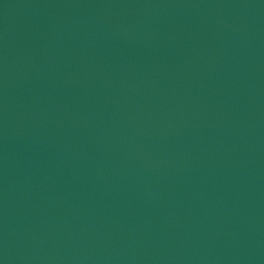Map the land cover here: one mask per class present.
<instances>
[{
	"label": "water",
	"instance_id": "obj_1",
	"mask_svg": "<svg viewBox=\"0 0 264 264\" xmlns=\"http://www.w3.org/2000/svg\"><path fill=\"white\" fill-rule=\"evenodd\" d=\"M0 264H264V0H0Z\"/></svg>",
	"mask_w": 264,
	"mask_h": 264
}]
</instances>
